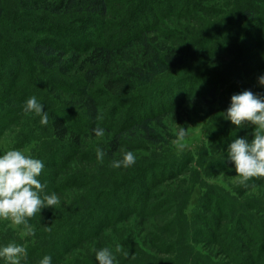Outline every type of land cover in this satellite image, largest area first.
Here are the masks:
<instances>
[{
	"label": "trees",
	"instance_id": "trees-1",
	"mask_svg": "<svg viewBox=\"0 0 264 264\" xmlns=\"http://www.w3.org/2000/svg\"><path fill=\"white\" fill-rule=\"evenodd\" d=\"M214 1L0 0V139L10 132L8 141L17 150L33 143L13 200L21 231L0 218V264H77L68 258L88 264L93 256L80 259L75 253L89 246L119 254L122 261L115 264H162L144 242L131 240L137 223L129 219L147 218L151 190L162 192L159 185L178 178L168 172H182L175 165L179 159L195 165L189 177L179 178L184 185L176 186L169 201L152 197L157 205L175 207L182 222L176 239L167 237L170 228L156 231L164 235L158 243L169 239L164 247L170 257L163 264H234L231 245L210 248L221 247L213 235L226 231L240 243L236 254L259 261L264 217L259 221L254 212L264 211V197H246L238 183H224L226 188L200 180L213 178L214 168L229 174L240 159L264 172V88L246 82L259 69L254 60H264V0L205 5ZM226 27L236 39L226 38ZM166 41L178 45L167 51ZM115 66L121 68L117 77ZM137 82L146 96L109 124L111 118L100 112L107 109L108 116L117 104L111 102L114 88L110 93L107 86L125 91ZM190 83L204 90L198 94L208 108L202 110L205 142L192 157L167 150L169 131L158 130L161 115L183 103L179 88ZM247 99L252 101L244 108ZM61 174L67 178L60 183ZM60 190L66 198L49 209L47 199Z\"/></svg>",
	"mask_w": 264,
	"mask_h": 264
},
{
	"label": "rangeland",
	"instance_id": "rangeland-1",
	"mask_svg": "<svg viewBox=\"0 0 264 264\" xmlns=\"http://www.w3.org/2000/svg\"><path fill=\"white\" fill-rule=\"evenodd\" d=\"M221 3H223L222 0H217L214 2H205V5L206 6H219L221 5ZM156 36L157 35L155 34L151 35V37L157 38ZM228 36L231 37L232 39H236L234 35V31L232 34V29H228V27H226V38H228ZM151 42L153 43L154 47H157L160 49L162 48L158 44L154 43V41H151ZM166 42L168 43V45L166 46L167 51L175 47V44L178 45L176 41L175 42L166 41ZM162 49L164 50V47ZM129 52L132 53L133 55H137L136 54L137 50L135 47H131L129 49ZM262 54L264 56V51ZM224 56H225V53L222 55L217 54V57L214 60L218 61L217 59L219 57L221 58ZM118 60H120V58H118ZM145 61L146 59L142 58V62H145ZM185 62L190 63L191 60H188V57L186 56ZM129 63L130 62H128V64H125V65H129ZM257 63L259 64V66L257 67L259 69L253 72L251 71L250 76L248 77L249 80H247L246 82L250 83L253 86L255 85V86L264 88V66H261V65H264V60L262 59L254 60V64H257ZM208 65L217 68V64L215 62H210L208 63ZM114 68H115V71L112 73V75L114 77L121 75V68L120 69L116 68V66ZM107 87L108 89H110L109 91L110 93H111V89L114 88L112 90L114 100L111 102L115 105L117 104L116 109L113 110L111 114L108 116H106L107 109H105V114L103 112V116H102V113L100 112L101 117L111 118V121H108L109 124L114 123L112 122V119L118 120V119H121L122 117H125L130 112L129 111L130 106L132 105L134 100L142 99V97L146 96V93L142 90L143 86L139 82H137L136 85L132 87L130 90H125V91H122L121 86L118 84L110 83ZM179 91L181 93H184V95H182L183 103L180 104L178 107L172 108L170 112L161 115V121L163 123V128H159L158 130L163 132L164 134L166 130L169 131L167 133V137L165 138V145H166L167 150L177 151V153H183V155H185V153H188L190 154V157H192V154L195 155V153L197 152V148L201 145V143L205 142L204 136H203V129H204L203 127L205 126L206 122L204 120L205 116L202 110L208 109V108L206 107V102L204 98L202 97V94H198V93L204 92L203 89L199 88L198 84L191 85L190 83L188 86L179 88ZM149 92L151 91L149 90ZM251 101L249 102L248 99L243 100L242 105L244 106V108L249 107L248 105L251 104ZM248 122H249L248 120L245 121L246 125L250 128ZM153 125H155V123H153ZM10 134H11L10 132H7L0 139V218L11 219L13 227L16 228L18 231H21V228L18 227L20 223L21 213L19 211H14L13 200H15V197L18 195L19 190L21 189L20 183H21L23 173L27 171L28 167L31 164L29 163V158L32 154L33 143H31V145H25L20 150H17L15 147H13V144L11 145V142L8 141V138L11 137ZM170 134H172L171 137H170ZM96 140L99 141V139H96ZM96 140L88 139V141L91 143ZM141 145L142 144L139 143L137 147ZM223 152L224 150H218V153L220 155ZM139 153H141L142 155H149L145 151L139 152ZM230 153L233 155L232 152ZM257 159H260V156H257ZM167 161L168 163L172 162V160H167ZM243 161H244L243 159H240V163L242 164L237 163V166L233 167L232 170H230L229 174L224 173L214 168L212 170L214 173L213 178L205 177V179H202L200 181L202 182H205L206 180L209 182L212 181V182L218 183L221 186H225L226 188H228V186L225 185L224 183L228 184L229 186L236 185L238 183L239 185H242L240 189L243 191L246 197H253V198L264 197V172L260 169L250 167L249 165H247L248 162L247 164H245ZM177 162L181 163V165L180 164H175V165L177 167L179 166L182 167V172L178 171V169L175 168V169L169 170L170 172L168 173H172V175H176V177L178 178H176V180H172L168 182L164 181V184L159 185L157 189H159V191L161 189L162 192H156V190H151L150 196H151L152 202L150 199L149 203H144L145 207L143 210V214H146L147 218L139 220V221H136L137 219H139L137 217H134L131 220L129 219V221L132 222V224L134 223V221L135 223H137V225L133 226L130 229L132 234H134L131 236V240L135 239V240H140L142 243L144 242L145 243L144 246L146 245L147 249L153 252L155 257L157 258V262H160L162 264H163V261H162L163 258L170 257V254H167L168 252H170V250H166L164 247L166 246L164 242L167 243L169 239H165L162 242V244L158 243L157 242L158 237L164 238V235H159L161 232L157 234L156 231H163V229L165 228L166 229L170 228L169 231H171V235H168L167 237H170L171 239H176L177 232H179L180 229H182V226H181L182 222L177 221L179 217H178V212L176 211L175 207L174 209L170 208L169 210V204H165V205L158 204L157 205L156 201L157 199H160L158 200L160 201V203L164 199L165 201H169L171 198V193L174 192V190L176 189V186L184 185V183H181L180 182L181 180L179 179V178L183 179L182 177L184 174L182 173H185V174L187 173L186 177H189L187 175H190V173H192L193 168H195V165H193L192 163L190 165L186 164L185 162L182 163L183 160L181 159H179ZM178 173H181V175H178ZM61 175L62 176L60 177V183H61V180H64L65 178H67L66 177L67 174H61ZM149 182L150 180L148 181V183ZM63 191L60 190V192H57L56 194H52L50 198L47 199L48 201L47 207L49 206V209L50 208L55 209L58 205H60V202L62 201V199L66 198L65 196L66 192H63ZM196 191L200 192L199 188H197ZM155 195H157L156 196L158 197L157 199L152 198ZM194 202H196V200H194ZM192 208H195V206ZM261 209L263 210L264 208H261ZM254 213H256V215L258 216V220L261 217H264V211L254 212ZM254 218L250 221L249 226L251 227L255 226L254 221H253ZM262 229L264 230V227H262ZM201 230L202 232L199 233V236H197V238L200 237L199 240L203 241L205 238L200 235H202V233H204L205 231L203 230V228ZM226 232L227 234L222 235V236L218 232L215 233V235H213V238L217 242H221L220 244L221 247L212 246L210 248H223L224 249V245H225L229 249V245H231L233 247V250L232 252H230L229 258L233 259V261L235 258L236 261H234V264H244V263L248 264L247 262H252V264H264V253L262 255L259 254L260 258L257 263H254L255 258H252V257L248 258V256H245L244 253H243L244 257L240 254V252L236 254L235 251L237 250V248L239 249L240 243L238 242V240L235 241V239L230 234V232L228 231ZM207 242H210V239H208ZM154 246H158L159 251L157 249H154L153 248ZM256 247L257 245L255 242L254 247L251 249V252L253 251L255 256H256V250L254 248ZM221 251L223 250L221 249ZM109 253L107 249L103 250V252L102 250L100 252H96V250L93 247L89 246L87 250H80L79 252H76L75 256L80 257V259L83 257L86 259V256L87 257L93 256V258L90 257L85 260V262L88 264H115L113 263L115 259H118L120 262L122 261V258L120 257L119 254H115L112 252H109ZM217 256L222 261H225L224 257L220 255L219 253L217 254ZM158 259H160V261H158ZM68 260L70 262H73V261L77 262V264L78 262H80L78 261L79 260L78 258H68ZM104 261L105 262L107 261L108 263L107 262L104 263ZM66 264H72V263H66Z\"/></svg>",
	"mask_w": 264,
	"mask_h": 264
}]
</instances>
